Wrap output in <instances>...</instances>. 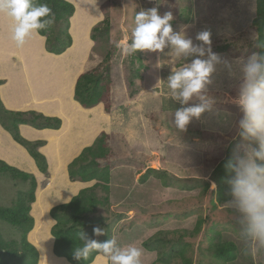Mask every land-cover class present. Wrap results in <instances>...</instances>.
<instances>
[{
	"label": "rangeland",
	"instance_id": "obj_1",
	"mask_svg": "<svg viewBox=\"0 0 264 264\" xmlns=\"http://www.w3.org/2000/svg\"><path fill=\"white\" fill-rule=\"evenodd\" d=\"M93 1L87 0L86 4L91 6ZM153 7H158L161 15L170 11L173 15L170 21L173 33L183 32L193 40L194 45L202 43L196 40L198 32L211 31L213 53L229 59L247 57L256 45L257 36L251 25L255 17V0H99L101 18L97 24L106 18L109 26L98 41L97 45H101V48L95 54L94 61L102 60L105 55L109 57L113 104L108 114L104 112L102 103L101 112L95 113V109H91L85 118L76 113L70 129L62 132L61 138L51 140L55 146L59 145V152L62 151L61 161L56 164V169L49 166L43 177L35 178V198L37 190L44 201L46 197L54 195V189L62 184L60 178L63 170L67 172L68 163L89 146L101 131L118 133L120 142L112 145L122 153L121 162L110 172L108 191L98 188L93 191L100 200H108L104 208L97 206L96 211L86 217L87 220L96 219L103 224L99 227L105 234L98 237L92 235L94 239L103 243L107 234H110V239L116 234L118 243L125 249L130 246L142 249L141 264L154 261V264H160L157 257L171 254L169 264H182L185 260L190 264H264V250L256 256L247 254L246 225L237 222L239 215L226 208L225 203L221 205L215 200L217 185L214 181L218 177L219 181L226 183L224 170L210 176L214 167L207 169L202 162L204 147L216 140L213 136L200 135L197 130L226 133L232 127L234 115L222 110L219 119L204 114L201 120L194 119L184 132L174 125L175 111L181 105L172 99L167 79L173 68L179 70L187 66L192 59L198 58V54L185 59L182 54H176L169 41H166L162 51H137L133 55H125L122 48L117 46L122 41L132 43L136 14ZM60 27L61 24L55 26L56 29ZM91 42L84 56L80 47L78 52L72 51L69 59L76 62L71 70H66L63 83L70 81L77 70L74 82L85 68L94 45ZM199 58H207V53ZM221 69L222 66H217V73L213 74L217 81L213 91L221 92L214 94L219 101H224L221 94L230 91L235 80H229L226 70ZM89 135L92 137L86 139ZM44 141L48 143L46 139ZM216 143L221 149L216 153L220 158L228 156L226 163L234 160V140ZM77 144L79 148L75 149ZM2 145L10 146L11 142ZM46 154L49 157L48 146ZM94 182L87 181L85 187ZM213 182L216 185L214 190ZM207 183L209 189L206 192ZM29 187V181L0 172V207L12 206ZM64 217H67L66 213ZM47 222L51 235L55 221ZM83 230L92 231L93 228ZM20 238L19 227L0 218V247L5 245L19 249ZM144 241L155 250L146 249ZM224 242L233 244L232 260L215 256V247ZM40 257L38 251L37 264ZM20 259L21 255L18 254L9 264H21Z\"/></svg>",
	"mask_w": 264,
	"mask_h": 264
},
{
	"label": "clouds",
	"instance_id": "obj_2",
	"mask_svg": "<svg viewBox=\"0 0 264 264\" xmlns=\"http://www.w3.org/2000/svg\"><path fill=\"white\" fill-rule=\"evenodd\" d=\"M0 14L12 22V39L17 46L55 22L52 9L47 4L37 5L34 0H0ZM47 17L50 19H45ZM172 20L170 11L161 15L158 7L142 10L135 16L132 43L122 41L117 46L125 55H133L137 51H162L169 41L176 54H182L185 59L198 54L187 66L179 70L173 68L167 79L172 99L181 105L174 114V125L180 132L187 131L189 124L194 119L201 120L204 114L221 118L216 107L219 98L213 93L217 83L213 74L217 73V66H222L221 71L226 70L229 80H235L231 90L225 93L224 102L239 109L235 129L241 143L234 160L225 165L227 195L231 199L224 206L239 215L238 223L246 225V251L256 256L264 250V44L258 45L259 51L247 57L229 59L213 53L211 31L198 32L196 40L202 43L194 45L183 32L173 33ZM205 53L207 58H199ZM215 188L213 182L212 190ZM104 234L99 226L93 228L94 236ZM80 240L82 244L75 248L73 256L77 260H87L93 249L110 254L116 245L115 239L100 243L83 233H80ZM142 255L141 248L130 246L111 258L114 264H141Z\"/></svg>",
	"mask_w": 264,
	"mask_h": 264
},
{
	"label": "trees",
	"instance_id": "obj_3",
	"mask_svg": "<svg viewBox=\"0 0 264 264\" xmlns=\"http://www.w3.org/2000/svg\"><path fill=\"white\" fill-rule=\"evenodd\" d=\"M34 3L37 5L47 4L55 15V22L53 24H48L45 28L38 30L39 35L45 38V50L56 55L63 53L72 44L69 23L70 17L75 11L74 4L68 0H34ZM45 19H50V17ZM58 24H61L62 27L56 29L55 26ZM251 25L257 36L253 52L259 51L258 45L264 44V0H255V17ZM108 26L109 21L106 18L100 23H96L92 26L90 38L94 45L89 52L88 62L85 68L75 80L73 91V98L81 107L88 109L102 103L103 110L107 114L110 112L113 104L111 62L108 55H105L100 61H94V56L101 48V45L98 46L97 44ZM1 83L2 81L0 80V84ZM213 93L219 94L221 92L213 91ZM232 94L234 95L235 92L233 91ZM224 97L225 95L222 93V100H224ZM216 107L219 110L230 112L234 115L235 118L230 130L226 133H220L198 129L197 132L204 137L213 136L216 141L224 143L234 140L236 144L233 146L234 152L237 154L241 143L240 139L236 136L235 129V121L240 115L239 109L235 105L224 101H219ZM4 117H7V119ZM20 124H28L36 129H59L61 126V119L57 116H46L33 110H8L4 107L0 99L1 127L11 135L16 143L26 149L28 154L35 161L39 171L45 174L48 169V163L45 155L39 150V147L44 145L45 141L41 139L29 140L23 137L19 131ZM216 141L204 147L202 152L203 166L207 169L214 167L210 176L217 174L222 169L224 170V174L227 175L225 165L227 164L226 160L228 156L220 158L219 155L216 154L218 149L221 150ZM119 142L120 137L118 133L101 131L89 146L84 147L81 152L68 163V178L70 181L81 182L95 180L94 184L81 188L68 202L54 205L49 210L51 218L55 221L50 230L54 238L53 253L58 257H64L71 264H89L98 253H103L102 251L93 249L87 260L84 258L79 260L73 258L75 248L82 244L80 233L94 239L92 237L93 230L85 231L83 229L86 227L94 228L95 226L103 225L99 220H87L86 217L93 214L97 206L104 208V204L108 200L106 198L105 200H100L93 191L96 188L108 191L110 172L114 166L121 162L120 159L123 157L122 153L118 152L112 145L113 143ZM223 160H225V162L222 163ZM0 172L9 173L13 178H20L21 180L30 182L28 191L25 195L21 194L18 196V199L12 206L0 207V218L18 226L21 234L19 249L15 247H5V245H3V248L0 247V264H9L10 260L18 254L21 255V264H37L38 250L27 240V234L34 225V218L30 214V210L31 204L35 201V176L31 173L21 171L14 166H10L3 160H0ZM219 180L218 177L217 180H213L217 185L215 200L222 205L230 200L231 197L227 195V184ZM208 189L209 183L205 185L206 192ZM63 213H66L67 217H64ZM78 225L84 228H79L77 227ZM110 237V234H107L106 237H104V242L109 240ZM12 243L16 244L15 241ZM143 246L149 251L155 250L151 248L146 241L143 242ZM103 254L107 255L106 253ZM169 256H173V254ZM169 256H159L156 260L160 264H169ZM215 256L226 261L232 260L234 258L233 244L231 242H224L217 245L215 247ZM154 262L151 264H154ZM182 264H190V262L185 260Z\"/></svg>",
	"mask_w": 264,
	"mask_h": 264
},
{
	"label": "crops",
	"instance_id": "obj_4",
	"mask_svg": "<svg viewBox=\"0 0 264 264\" xmlns=\"http://www.w3.org/2000/svg\"><path fill=\"white\" fill-rule=\"evenodd\" d=\"M68 1L72 2L75 6V11L70 17L69 23V32L72 36V44L63 53L58 55L49 53L45 50V38L41 35H33V37L36 38L35 40L37 41H34L33 37H30L25 41L23 45L17 46L16 42L12 39V22L9 20L8 17L4 16L3 14H0V80L2 81V83L0 84V99L4 107L8 110L13 111L33 110L36 112H40L46 116H57L61 119V126L59 129H36L28 124H20L19 126L21 134L27 139H46L48 141L47 144H44L39 147V150L47 158L48 168L50 166V161L49 157L46 154V146L49 145L51 139L47 137V132H54L53 134H55V136L57 134L55 139L60 138L61 135L59 137L58 133H56L57 131H61V134L62 132L64 133V126H67L68 130L70 129L66 121H69L71 127L72 123L75 121L74 115H76V113L80 114L81 117L85 118L86 113L89 112L92 108H94L92 107L88 109H83V107H81L79 103L73 99L72 88L74 86L75 81L70 85V96H66L64 92V95L62 94L61 86L65 85V83H63V79L66 70L68 68L71 70L72 65L76 62V60L73 61L69 59L72 54V51L78 52V48H83L85 42H87L88 47L90 46V44H92L91 39L89 37V31L90 28L101 18V15L98 10L99 0L93 1V4L91 6L86 4L87 0ZM76 2H78L79 4H76ZM79 5L81 8L80 10L82 12L78 11ZM84 7L86 8L83 9ZM76 13H79L78 17H82H80L79 19L77 17V19L75 20L74 18ZM75 30L83 32L79 47L75 46V39L73 37V31ZM99 104H97V106L101 109V105ZM100 109L95 111V113H97ZM43 132L45 135H43ZM86 138H88V136H86ZM59 141L60 140H58V142ZM9 142H11L10 146L2 145L4 143ZM57 148L59 149V145L55 146L58 155V157L55 156V160H57L59 163L58 159L62 156V151L59 152ZM0 150V158L6 163L17 167L20 170H24L27 173L33 174L37 179L43 177L44 174L39 171L35 164V161L28 154L26 149L16 143L12 139L11 135L5 129H3L1 125ZM61 179H63L61 188L59 187V190L54 189V195L47 197L49 199L46 198V201H44L46 205H43L45 218H47V221L49 222L54 221L49 214V209L54 205L61 204L63 202H68L71 197L76 195L77 192L81 188L85 187L87 183L81 181L69 182L66 170H63L60 180ZM36 193L38 194L35 198L36 202H33L31 204L30 210V214L34 218V224L37 222L38 216L35 208L38 206V197L41 192L39 193V190H37ZM29 234L30 231L27 234V238L34 245L35 243L30 239ZM51 238L52 239L49 248L51 247V252L53 253L52 248L54 238L52 236ZM112 239L116 240V245L112 253L107 255L103 253H98L94 257L93 261L89 264H114L111 257L115 254H118L119 251H122L125 248L122 246V244L118 243L119 241L117 239L116 234L113 236Z\"/></svg>",
	"mask_w": 264,
	"mask_h": 264
},
{
	"label": "bare ground",
	"instance_id": "obj_5",
	"mask_svg": "<svg viewBox=\"0 0 264 264\" xmlns=\"http://www.w3.org/2000/svg\"><path fill=\"white\" fill-rule=\"evenodd\" d=\"M78 1V0H76ZM82 1V0H81ZM81 1H80V4H81ZM76 4H79L78 2H76ZM85 6V4H84ZM82 7V5H81ZM86 7H84L83 9H85ZM80 5L78 6V11L79 12H82L80 10ZM82 9V10H83ZM85 13V12H83ZM83 15V14H82ZM5 16V15H4ZM79 16V13H76L75 14V20L77 19V17ZM7 17V16H6ZM82 17V16H80ZM78 17V19L80 18ZM4 18V17H3ZM2 18V19H3ZM83 36V33L79 32L78 31H73V37L75 39V46L76 47H79L80 45V40ZM33 37V36H32ZM36 38L33 37V40L34 41H37L35 40ZM39 42V40H38ZM36 43V42H35ZM36 47V46H35ZM87 50H88V44H86V42L84 43V46L82 48V56L84 55V51H85V55L87 54ZM58 59V58H57ZM55 62H58V61H55ZM54 62V64H55ZM83 67V66H82ZM78 71L76 70L75 72H73V74L71 75V80L68 81L64 86H61V89H62V94L63 92H65L64 94H66V96H70V85L73 83V79H74V76L76 75ZM73 89V88H72ZM63 94V95H64ZM100 105V104H99ZM84 109V108H83ZM92 109H95V111H97L98 109V106H94V108ZM91 111V110H90ZM98 112H101L100 110ZM66 123L68 124V126H70L69 124V121H66ZM64 129V133L68 131V128L67 126H64L63 127ZM48 135H49V138L51 140H56L55 139V134H53L54 132H47ZM56 133H58V136L60 137V134H61V131H57ZM92 137V135H89L88 138L86 139H90ZM61 138V137H60ZM57 143V142H56ZM79 148V145H77V147L75 149ZM71 154V153H70ZM69 154V155H70ZM48 155H49V158H50V163L52 165V167L54 169H56V164L58 163L57 160H55V156L58 157L57 155V151L55 149V145L52 143V141L49 142V145H48ZM59 160V163L60 164V158L58 159ZM59 170V168H58ZM57 170V171H58ZM55 171V170H54ZM62 172V171H61ZM59 172V173H61ZM67 176V175H66ZM65 178V176H64ZM63 178V179H64ZM61 179V180H63ZM67 179V178H66ZM59 180V179H58ZM68 180V179H67ZM66 180V181H67ZM69 182H70V179H69ZM53 183V182H52ZM59 183V182H58ZM62 183V182H61ZM51 184V183H50ZM60 184V183H59ZM65 185V184H64ZM62 185V186H64ZM51 187V185H50ZM49 187V188H50ZM61 188V186H59ZM58 187V188H59ZM67 188H68V185H67ZM63 189V188H62ZM59 190V189H58ZM64 192V191H63ZM40 193V192H39ZM48 193V192H47ZM58 193V192H57ZM36 195H38L36 193ZM53 196V195H51ZM47 198V197H46ZM49 199V198H47ZM53 199V198H52ZM46 200V199H45ZM56 200V199H55ZM48 201V200H47ZM36 202V201H34ZM52 203V202H51ZM35 205V204H34ZM37 207L35 208L36 212H37V222L35 223V226L30 230V234H29V237L30 239L35 243L34 246L37 247V249H39L38 251L40 252L41 254V257H40V261H39V264H70L69 262H67L64 258L62 257H57L55 256L52 252H51V247L49 248V245L51 244V235L49 234V224L47 222V218H45V213H44V208H43V205H45L44 203V200L42 198V195L41 193L39 194V197H38V203H37ZM46 206V205H45ZM33 244V243H32ZM98 261V260H97ZM104 261V260H103ZM96 264V263H95Z\"/></svg>",
	"mask_w": 264,
	"mask_h": 264
}]
</instances>
